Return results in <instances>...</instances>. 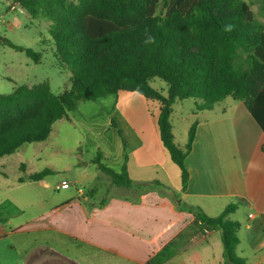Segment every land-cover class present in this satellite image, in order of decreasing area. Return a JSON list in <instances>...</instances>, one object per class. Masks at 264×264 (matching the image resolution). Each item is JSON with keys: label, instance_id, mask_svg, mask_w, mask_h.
<instances>
[{"label": "trees", "instance_id": "trees-1", "mask_svg": "<svg viewBox=\"0 0 264 264\" xmlns=\"http://www.w3.org/2000/svg\"><path fill=\"white\" fill-rule=\"evenodd\" d=\"M10 1L31 19L50 22L47 32L54 56L70 77L69 87L57 94L48 82L0 94V158L23 145L44 142L53 124L68 119L80 101L115 98L120 92L135 93L157 105L159 141L180 172L181 191L187 188L184 162L196 123L189 127L183 146L177 144L170 122L176 102L199 101L197 111H208L225 98L239 101L264 134V19L258 20L250 0ZM257 1L264 18V0ZM1 43L38 60L31 49L6 39ZM153 79L167 89L153 88ZM92 163L115 187L165 188L157 182L132 181L125 162L118 172L99 156ZM52 173L44 169L18 180L39 181ZM176 202L180 211L195 218L147 264L165 263L209 231L219 232L224 264H245L235 253L239 225L230 219L234 205L208 217L197 207Z\"/></svg>", "mask_w": 264, "mask_h": 264}, {"label": "crops", "instance_id": "crops-1", "mask_svg": "<svg viewBox=\"0 0 264 264\" xmlns=\"http://www.w3.org/2000/svg\"><path fill=\"white\" fill-rule=\"evenodd\" d=\"M113 108L140 143L124 160L129 178L132 163L147 168V178L132 181L157 182L165 188L111 185L106 188L111 196L94 201L95 194L81 190L56 193L61 188L46 177L19 182L34 173L21 166L23 176L9 177L0 170V264H26L30 256L47 258L39 264L56 258L73 264H147L195 218L180 211L176 201L197 207L208 217L234 205L230 219L239 225L236 255L245 264H264V134L243 104L231 100L213 116L194 120V139L184 162L185 191L178 168L159 141L157 105L135 93L120 92ZM27 186L38 191L36 202L45 209L22 217L16 200ZM163 264H224L219 232L199 234Z\"/></svg>", "mask_w": 264, "mask_h": 264}, {"label": "rangeland", "instance_id": "rangeland-1", "mask_svg": "<svg viewBox=\"0 0 264 264\" xmlns=\"http://www.w3.org/2000/svg\"><path fill=\"white\" fill-rule=\"evenodd\" d=\"M70 1L77 3L78 0ZM250 8L258 20L263 21L257 0H250ZM49 26L50 22L31 19L10 0H0V94H7L16 86H32L40 82H48L54 94L69 87L70 72L54 56V45L47 32ZM3 39L13 45L31 49L39 55L37 62L24 52L3 45ZM151 86L164 91L167 89L166 84L158 79H153ZM230 101V98H225L208 111H197V106L201 105L199 101L176 102L171 115L175 142L183 146L186 142V130L194 120L213 116ZM113 105L112 96L95 102L80 101L69 113L68 119H61L53 124L51 133L44 142L26 144L13 154L2 156L0 170L11 177L14 174L24 175L20 172V166L26 172L48 169L53 173L46 178L53 186L66 184L69 187L68 190L61 187L56 193L72 194L81 190L85 195L95 194L94 201L111 196L112 191L106 190L111 186L109 178L98 171L92 160L99 156L105 166L118 172L125 157L130 156L140 144L135 130L114 110ZM129 168L131 179L147 178V168L138 169L132 163ZM173 169L177 171L174 166ZM171 176L174 181L175 175ZM19 193L16 202L24 212L22 217L33 216L45 209L36 202L39 193L35 189L27 186ZM40 260L30 256L26 264H39ZM50 264L73 263L56 258Z\"/></svg>", "mask_w": 264, "mask_h": 264}, {"label": "built area", "instance_id": "built-area-1", "mask_svg": "<svg viewBox=\"0 0 264 264\" xmlns=\"http://www.w3.org/2000/svg\"><path fill=\"white\" fill-rule=\"evenodd\" d=\"M60 188L62 187V188H66L67 187V185L66 184H63L62 186H59ZM58 186L56 187L57 189L59 188Z\"/></svg>", "mask_w": 264, "mask_h": 264}, {"label": "clouds", "instance_id": "clouds-1", "mask_svg": "<svg viewBox=\"0 0 264 264\" xmlns=\"http://www.w3.org/2000/svg\"><path fill=\"white\" fill-rule=\"evenodd\" d=\"M150 43H153V41H151Z\"/></svg>", "mask_w": 264, "mask_h": 264}]
</instances>
